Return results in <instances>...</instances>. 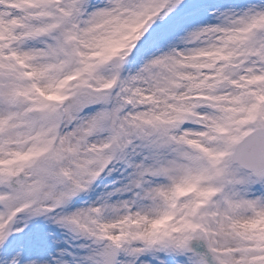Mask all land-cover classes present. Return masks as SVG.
<instances>
[{
	"label": "snow or ice",
	"instance_id": "snow-or-ice-1",
	"mask_svg": "<svg viewBox=\"0 0 264 264\" xmlns=\"http://www.w3.org/2000/svg\"><path fill=\"white\" fill-rule=\"evenodd\" d=\"M0 264H264V0H0Z\"/></svg>",
	"mask_w": 264,
	"mask_h": 264
}]
</instances>
